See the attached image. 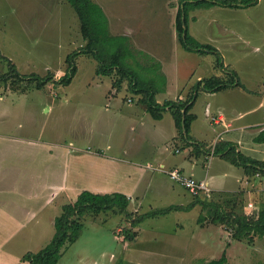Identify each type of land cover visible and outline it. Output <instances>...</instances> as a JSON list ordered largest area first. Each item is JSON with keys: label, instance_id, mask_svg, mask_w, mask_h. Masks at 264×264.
Returning a JSON list of instances; mask_svg holds the SVG:
<instances>
[{"label": "rangeland", "instance_id": "1", "mask_svg": "<svg viewBox=\"0 0 264 264\" xmlns=\"http://www.w3.org/2000/svg\"><path fill=\"white\" fill-rule=\"evenodd\" d=\"M93 2L100 7L107 20V28L103 33L116 42L111 52L115 53L118 46L124 47V64L146 87L156 91L168 87L171 92L169 99L176 100L178 96H184L182 91L185 88L188 92L194 88L195 92L202 79L225 77V67L216 68L218 60L223 64L221 53L226 66L229 65L222 49L219 50L220 55L201 53L186 50L179 42L176 21L179 11L184 9L183 0ZM260 3L264 5V0ZM186 10L192 40L217 48L221 44V40L216 39L223 25L221 20L239 18L235 25H247L249 31L253 29L249 23L257 25L260 29L259 45L262 44L264 7L255 10L249 8L245 13L218 5L213 8L187 6ZM227 31L235 32L232 29ZM236 33L243 36L247 34L245 30ZM213 39H216L215 42ZM231 40L227 44L234 47L236 39L233 42ZM85 45L79 18L65 0H0V76L9 72L8 62L1 56L15 65L18 74L53 75V80L42 89L27 82L17 84V90L12 89L11 82L0 84V97L3 98L0 100V115L7 117L3 122L14 118V130H29L42 146L46 143L66 146V162L63 156L60 162L62 168L68 162L66 170H69L67 174L71 189L68 199L63 196L55 198L53 203L40 210L36 219L28 220L25 228L15 235L10 224L2 229L0 264H26L21 261L25 254L45 249L55 234L54 222L56 216L61 214V206L66 202L74 203L82 190L94 191L93 187L108 183L113 192H125L135 180L130 183L123 171L129 166L139 168L146 164V158L142 156L144 153H133L140 141L138 129H134L137 127L136 120L154 119L146 113L138 96L129 89L128 81H124L120 91L114 89L120 79L116 73L110 77L98 75V59L91 54H78L73 55L77 73L71 85L64 86L56 82L69 70L67 57L81 51ZM232 50L235 52V47ZM259 56L261 63L257 70L258 75H262L264 61L262 55ZM253 57L250 56V61L254 60ZM234 62L238 65L241 60L236 56ZM230 66L229 69H236ZM243 66L245 64H239L238 67ZM248 68L246 65L244 69ZM190 92L192 94L191 89ZM205 92L198 93L191 113L198 115L195 126H198L200 135L205 139L202 144L211 146L216 136L214 129L218 127L212 123V116H206L205 105L208 101ZM157 97L159 101L165 99L161 94ZM185 98L188 99L187 96ZM49 107L52 108L50 111ZM123 113L128 116V120L122 117ZM165 114L162 125H168L174 131L173 117L167 111ZM154 141L150 145L148 143V149L157 145V141ZM174 144L168 146L169 153L174 156L179 149L180 156H188L189 151L183 141ZM260 157L264 159V155ZM214 158L223 162L210 147L203 155L190 161L186 159L185 174L191 173V164L196 161L199 164L198 174L207 173ZM48 166L55 169L52 163H48ZM148 172L153 174L152 177L156 174L154 171ZM160 176L174 188L171 194H158L154 191L155 184L145 192L147 184L144 182L140 186L144 192L142 200L136 204L137 213H133L135 208L130 206L124 213L107 210L97 216L86 215L81 236L75 243L67 244L62 249L57 264H209L220 259L224 253L229 264H264V236H254L253 241L233 240V230L221 222L210 223L211 211L207 212L202 206L187 210L189 213L174 210L159 214L170 206L185 205V198L187 201L196 200L185 187L163 174ZM72 190L78 191V194ZM217 195V192L212 191L202 196V200L222 202V209L230 212L231 207L224 205L223 201L231 198V194L228 197ZM4 196H11L9 189ZM246 200L243 196L237 198L240 205L236 211L257 217L264 207V197L256 198L253 206ZM158 209V213H152L138 226L133 223L131 227L134 218L139 219ZM201 216L202 223L199 221ZM5 219L3 211V215L0 214V229L1 221L4 226ZM134 231L139 235L137 240L131 241L128 235Z\"/></svg>", "mask_w": 264, "mask_h": 264}, {"label": "crops", "instance_id": "2", "mask_svg": "<svg viewBox=\"0 0 264 264\" xmlns=\"http://www.w3.org/2000/svg\"><path fill=\"white\" fill-rule=\"evenodd\" d=\"M255 1L257 3L251 6L245 7L243 5L239 8H223L227 10L239 9V12L245 13L249 8L255 10L264 7V5L260 3L261 0ZM210 7L213 8V6ZM238 19L233 21L221 20L223 25L220 33H218L216 37V39L221 40V42L219 41L221 44L215 49H217V51L222 49V52L225 53L226 58L230 62H228L229 65L226 66L221 53L223 65L226 70L225 73L236 74V86L216 93H211L209 91L205 92V97L208 101L205 105L206 116H212V123L218 127L214 129L216 136L212 145L204 146L202 144L205 139L200 135L198 126H195L198 115L191 112V114L196 116V119L192 122L189 133L194 140L188 142L192 146L189 147L184 142L186 149L189 151L187 157L180 156L181 152L178 151L179 149L174 156L168 151V146L175 145L174 143L177 141H182L178 138L174 119V131L170 126L162 125L166 114L161 120H156L151 115L154 121H147L146 118L136 120L137 127L134 131L138 129L140 141L135 149H133V153L136 155H142L144 153L142 156L146 158V164L139 168L129 166L128 169L123 171L130 183L133 180H135V182L133 181V185H130V188H127L125 192H113L108 183L95 186L93 187L94 191L90 192L95 194H123L130 199L131 208H135L132 212L137 213L138 205L136 204L142 200L141 195L144 192L140 186L144 182L147 184L145 192L149 191L152 184H155L154 191L158 194H171L174 188H171L169 184H167L166 179L160 176V174L170 179L167 172L175 168L181 170L184 174L186 159L190 161L194 157H199L203 155L206 149L212 147L213 153L218 155L224 164L218 162L214 158L207 173L199 175L197 172L199 164L196 161L191 164V169H189L191 173L189 175L185 174L186 176L207 184L210 193L213 191L217 192V194H236L237 196H243L251 206L254 205L253 202H255L256 198L260 199L264 197V177L260 175H251L247 173L244 167L232 164L223 157V154L228 153V151L233 148L238 154L237 158H239V154H241L246 158L264 162V159L260 157V155H264V69L262 75H258L259 72L257 70L261 63L259 55H262L261 57L264 61V50L262 49V47H264V38L261 39L262 44L259 45L258 36L260 29L257 25L249 23L253 27L252 31H249L246 28L247 25H235ZM227 29H232L235 32L227 31ZM239 30H245L247 33L246 36L236 33V31ZM216 39L212 41L215 42L214 40ZM229 39H232V42L236 39L235 45H233L235 47V52L232 50L234 47H229L227 44ZM238 42L242 43V45L240 46ZM236 48L238 49L236 50ZM243 51H250L251 53H243ZM218 54L220 55V51ZM249 54L254 55L252 58L254 60L250 61V56L252 55ZM236 56L241 60V63L238 62V65L234 62ZM230 64L232 67H236V69H229L231 67ZM239 64H245V66L247 65L249 68L244 69L245 66L238 67ZM262 67L264 68V62ZM200 79L201 77L198 78V80ZM203 80L205 79L199 82ZM190 89L193 91V88ZM190 89L189 92L187 88L182 91V94H184L185 97L187 96L188 99L191 98ZM169 90L170 88L168 89L167 87L163 92L157 94V96L161 94L163 98H165L159 101L156 96L159 104H165L167 101L179 102L188 100L184 96L182 97V95L178 96L176 100L169 99L168 96L171 94ZM185 91L186 93H184ZM193 93L195 94V92ZM138 98L140 99L139 96ZM196 98L197 95L189 102L188 106L193 103L195 105ZM2 99L3 98L0 97V100ZM214 99L216 100L214 101ZM143 107L144 110H146V107ZM51 109V107L48 108L49 111ZM167 112H169L168 109ZM146 113H148L147 110ZM0 116L4 117L6 115L1 114ZM122 117L128 120L126 114L123 113ZM5 118L7 117L2 118L0 121V131H2L0 132V214L3 215L4 211L6 219L4 226L1 221L0 233H2V229L5 228V226L10 224L14 229L13 235H15V233L25 228L28 220L36 219L40 210L45 205L48 206L53 203L56 200L55 198L63 196L68 199L69 190H71L68 180L69 174H67L68 169L66 170L68 162L65 163L63 168L60 162L62 156L65 158L66 162L68 150L66 146L52 145L50 143H46L45 146H42L29 130L25 132L15 131L13 127L14 124L12 123L14 118L11 121L3 122ZM215 120L219 121V124H216ZM184 134L185 136L187 135L185 130ZM219 137L220 139L218 140ZM154 140L157 141V145L148 149V143L150 145V142ZM199 143H201L203 147H201L200 152H195L194 145H198ZM218 148L220 154H217ZM48 163H52L55 169H51ZM147 170L154 171L156 174L153 177L155 178H153V174H150ZM8 189L11 192L10 197L4 196V193L8 191ZM83 191L87 190H82V192ZM75 193L78 194V191H75ZM249 197L252 198L249 199ZM184 201H186L185 205H176V207L185 208L195 202L194 200L187 201L186 198ZM198 207L199 205L194 208ZM189 210H191V208ZM157 211H160V209L142 215L138 220L139 223L135 226H138L145 217L152 216V213ZM175 211L187 212V210ZM132 212H129V214L132 215ZM187 213H189V211ZM137 215L139 216V214ZM258 216L259 213L257 217L251 215L254 219L258 218ZM136 220L137 219L134 218V221ZM130 225L133 227V223H130ZM138 235L139 233L136 232L135 236L130 240H137ZM127 245H129V243Z\"/></svg>", "mask_w": 264, "mask_h": 264}, {"label": "trees", "instance_id": "3", "mask_svg": "<svg viewBox=\"0 0 264 264\" xmlns=\"http://www.w3.org/2000/svg\"><path fill=\"white\" fill-rule=\"evenodd\" d=\"M65 1L72 7L79 18L81 33L86 45L81 51L67 57L66 63L69 65V70L56 82L64 86L71 85L73 78L77 73L73 55L91 54L100 62V66L97 70L98 75L110 77L116 73L120 79H118L114 85V89L118 91L122 88L121 86L124 84V81H128L129 89H131L135 95L140 97L139 102L146 107V110L154 119L161 120L164 113L168 109L171 117H173L175 121L178 138L185 142L187 146L191 147L192 145L188 142L194 140L191 138L189 133L191 124L196 119V116L190 113L194 103L188 106L189 102L196 95H198L200 91L216 93L236 86V74L225 73V77L222 79L216 76L205 79L199 82V85L195 90V94L193 93V88L190 99L179 102L167 101L165 104L161 105L157 102L156 96L158 93L163 92L165 88L160 91H156L153 88L149 86L146 87L144 84L139 82L137 77L134 75V72L123 62L125 53L124 47L118 46L115 53L111 52L115 49L116 42L114 39H108V37L105 36V33H103L107 28V20L100 7L94 3L93 0ZM183 2H185L184 9L179 11L176 21L179 42L186 50H193L201 53H214L216 55H218V51L211 45H204L197 42L195 39L192 40L188 30L187 6L200 7L218 5L223 7L234 6L239 8L243 5L246 7L257 3L255 0H183ZM238 3L242 4L237 5ZM1 58L8 62L9 72L0 76V84H7L11 82L13 90H17V84H23L24 82L36 84L35 86L37 89H42L50 80H53L52 74H49L46 77L35 74L28 76L18 74L15 65L11 61L7 60L3 56H1ZM218 67L224 68V65L220 64L219 60L216 64V68ZM145 88H148L150 91ZM184 130L187 132L186 136L184 134ZM201 147H203L201 143L198 145L195 144L194 151L200 152ZM217 154H220L219 148ZM237 155L236 150L232 148L228 151V153L223 154V157L232 164L244 167L247 173L251 175H260L264 177V162L246 158L241 154H239V158H237ZM218 195L224 197L229 196L226 194ZM202 196L204 195L198 194L197 196H194L196 197L195 202L185 208L172 206L166 210L158 212L159 214H162L169 213L174 210H189L199 204V206H202V209L207 210V212L208 210L211 211L210 223L221 222L230 230H233V240L243 241L245 239H249L250 241H253L252 238L254 236H264V207L260 210L258 218L254 219L251 215H244L236 211L240 205L237 201L239 196L236 194H231V198L223 201V203L225 202L224 205L231 207L230 212H226L222 209V202H212L207 199L202 200ZM129 206L130 199L120 193L95 194L90 191L82 192L74 203L66 202L61 206V214L55 218V234L50 244L45 249L37 253L29 252L25 254L21 261L26 264H57L61 256L62 249L67 244L75 243L81 236L83 231V218L86 215L90 214L97 216L107 210L124 213L127 212ZM158 212H155L154 214ZM138 220L139 219L132 223L138 224ZM199 221L202 223V216ZM132 234L135 235L136 233L128 235V239H132V237H134ZM209 264H229L227 254L224 253L220 259L213 260Z\"/></svg>", "mask_w": 264, "mask_h": 264}, {"label": "built area", "instance_id": "4", "mask_svg": "<svg viewBox=\"0 0 264 264\" xmlns=\"http://www.w3.org/2000/svg\"><path fill=\"white\" fill-rule=\"evenodd\" d=\"M215 123L219 124V121L215 120ZM167 174L172 181L185 187L193 196H197L198 194L208 195L210 193L207 184L186 176L185 173L183 174L181 170L177 168L168 171Z\"/></svg>", "mask_w": 264, "mask_h": 264}]
</instances>
